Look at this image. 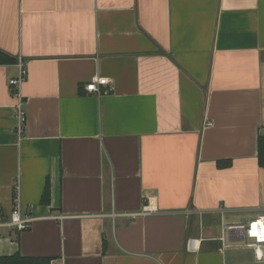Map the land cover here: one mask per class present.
<instances>
[{
    "label": "crops",
    "instance_id": "0c3cea01",
    "mask_svg": "<svg viewBox=\"0 0 264 264\" xmlns=\"http://www.w3.org/2000/svg\"><path fill=\"white\" fill-rule=\"evenodd\" d=\"M0 52V257L257 264L220 239L264 212V0H0Z\"/></svg>",
    "mask_w": 264,
    "mask_h": 264
},
{
    "label": "built area",
    "instance_id": "2783aa9c",
    "mask_svg": "<svg viewBox=\"0 0 264 264\" xmlns=\"http://www.w3.org/2000/svg\"><path fill=\"white\" fill-rule=\"evenodd\" d=\"M19 75L9 81L11 94L18 95V90L27 78V70L23 60H18ZM109 84L107 79L93 77L90 83L86 85V91L90 94L98 96L107 95L110 91H105L102 88ZM24 101L20 99L17 106V117L20 121L18 131L23 134L25 129L26 116L23 110ZM207 127L212 126V123H207ZM14 209L9 216L0 215V232L5 229H13L18 233L29 231L31 229L33 219L25 215L21 211V202L19 197V186L15 187V195L13 199ZM159 209L156 205L154 197H148L143 205L140 213L141 216L156 214ZM224 212L222 213V215ZM222 251L226 250H251L257 264L264 263V212L256 218L247 220L240 224H225L222 223ZM200 241L189 239L187 244L188 252H196L199 250ZM75 264V263H73Z\"/></svg>",
    "mask_w": 264,
    "mask_h": 264
},
{
    "label": "trees",
    "instance_id": "16d2710c",
    "mask_svg": "<svg viewBox=\"0 0 264 264\" xmlns=\"http://www.w3.org/2000/svg\"><path fill=\"white\" fill-rule=\"evenodd\" d=\"M18 60L0 52V65L17 64ZM258 161L261 167H264V137L258 139ZM229 162H221L219 166L227 167ZM50 192L49 188L45 189L43 202H48ZM0 264H50L49 259L45 258H29L20 255L19 253L13 256L0 257Z\"/></svg>",
    "mask_w": 264,
    "mask_h": 264
},
{
    "label": "rangeland",
    "instance_id": "374dc122",
    "mask_svg": "<svg viewBox=\"0 0 264 264\" xmlns=\"http://www.w3.org/2000/svg\"><path fill=\"white\" fill-rule=\"evenodd\" d=\"M243 216H245V215H243ZM257 216H254V217H252V218H256ZM247 255L249 256V257H251V254H249V253H247ZM252 259V258H251Z\"/></svg>",
    "mask_w": 264,
    "mask_h": 264
}]
</instances>
